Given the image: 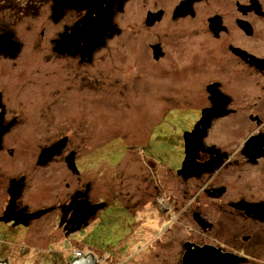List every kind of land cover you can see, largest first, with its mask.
Instances as JSON below:
<instances>
[{
  "label": "flooded vegetation",
  "instance_id": "flooded-vegetation-1",
  "mask_svg": "<svg viewBox=\"0 0 264 264\" xmlns=\"http://www.w3.org/2000/svg\"><path fill=\"white\" fill-rule=\"evenodd\" d=\"M69 4L52 17L62 28L50 60L25 59L23 43L17 55H0V264H132L133 236L152 234L131 212L136 203L104 198L105 150L91 149L100 137L86 118L108 78L164 79L166 106L191 126L178 167L164 173L178 186L160 226L192 227L172 229L153 264H185L187 254L194 264H264V214L252 213L264 208L253 193L264 191V0ZM86 18L100 23L104 38L59 53L60 36H81ZM58 143L59 153L41 164ZM114 207L127 213L107 220ZM141 242L153 247V236Z\"/></svg>",
  "mask_w": 264,
  "mask_h": 264
},
{
  "label": "rangeland",
  "instance_id": "rangeland-1",
  "mask_svg": "<svg viewBox=\"0 0 264 264\" xmlns=\"http://www.w3.org/2000/svg\"><path fill=\"white\" fill-rule=\"evenodd\" d=\"M53 5V0H0V34L8 30L14 32L16 40L25 45L22 53L25 59L32 57V60L47 61L51 59L49 56L54 55L53 39L62 26L57 27L52 20ZM91 80L97 81L94 78ZM164 81L121 78L114 82L108 78L106 92L100 98L91 95V100L96 103H91L86 118V122H90L91 135L100 137L91 143V149L101 146L105 150L104 198L110 201L122 198L128 204L136 203L131 212L135 217L140 215L138 221L145 220L153 228L148 231L152 234L147 236L140 231V224L135 227L141 233L133 236L139 246H133L130 255H133L132 264H153L154 253L162 252L159 247L161 242L175 235L172 229L183 225V231L189 232V227H192L191 222L176 224L173 220L168 232V225L160 226L163 211L170 206L167 200L172 199L170 195L174 194L178 186L174 179L169 180L170 186L167 185L164 173L178 167L182 155V136L191 128L188 122L179 120L178 110L170 111L166 106ZM153 85H158V89L151 90L150 95L148 91ZM143 156L149 158L153 170L148 168L149 160ZM95 163H98V156L92 155L91 166ZM256 191L253 188L256 197L264 198V191ZM144 209L146 213L141 215L140 211ZM118 213L125 215L127 212L124 209L117 211L114 207L105 216L107 220H113ZM142 216L147 217L144 219ZM152 236L153 247L143 248L142 239L146 241Z\"/></svg>",
  "mask_w": 264,
  "mask_h": 264
},
{
  "label": "water",
  "instance_id": "water-1",
  "mask_svg": "<svg viewBox=\"0 0 264 264\" xmlns=\"http://www.w3.org/2000/svg\"><path fill=\"white\" fill-rule=\"evenodd\" d=\"M71 0H56L53 7V17L56 18L58 15L62 14L64 10L68 7L69 2ZM77 1V0H75ZM90 18H86L81 22V25H83V28H81L82 34L81 36L75 35V33L70 34L68 31L63 33L60 36V39L57 41L56 44V50L61 53V54H76L77 49L80 47L83 41H100V39L104 38L103 35H100L99 32L97 31L99 29V24L98 22H90ZM104 20H102L101 24L103 23ZM107 23H108V17H107ZM75 30V29H74ZM73 30V32H74ZM15 34L11 32H6L0 36V55L4 54L6 56H15L21 51V43L17 42L14 40ZM88 48L94 47V43H92L90 46L86 45ZM91 53V52H90ZM200 129L197 127L193 133L189 134V138H196L197 134L199 133ZM259 137L253 138L250 141V145L254 146V142H258ZM61 143H58L54 146H52L49 149L44 150L41 156V161L40 163H46L48 162L52 157H54L58 151L61 149ZM255 148L250 149V151H253ZM254 153V152H252ZM263 205H259V207H256L257 210H253L252 213L254 215H263L264 214V208L262 207ZM105 207V205L101 206H94L93 211L91 212L90 216L96 215L98 210ZM254 207V206H253ZM259 208V209H258ZM197 263L195 256L189 257L187 254L186 259H185V264H194Z\"/></svg>",
  "mask_w": 264,
  "mask_h": 264
}]
</instances>
